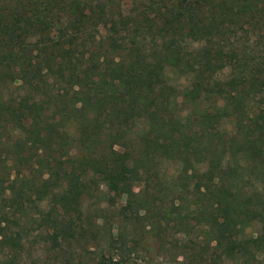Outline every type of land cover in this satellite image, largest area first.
Segmentation results:
<instances>
[{
    "label": "trees",
    "instance_id": "16d2710c",
    "mask_svg": "<svg viewBox=\"0 0 264 264\" xmlns=\"http://www.w3.org/2000/svg\"><path fill=\"white\" fill-rule=\"evenodd\" d=\"M44 1L0 28V264L38 245L48 253L30 264H138L166 229L180 261L263 263L264 58L191 48L183 37L209 35L194 14ZM101 186L121 199L110 218L81 206ZM165 214L170 228L149 224Z\"/></svg>",
    "mask_w": 264,
    "mask_h": 264
},
{
    "label": "rangeland",
    "instance_id": "374dc122",
    "mask_svg": "<svg viewBox=\"0 0 264 264\" xmlns=\"http://www.w3.org/2000/svg\"><path fill=\"white\" fill-rule=\"evenodd\" d=\"M19 2L24 4L23 12L27 13L31 10L34 0H0V28L5 22L9 23L14 9H19ZM42 2L45 1L42 0ZM47 6H52L53 10H61L64 14L70 13L75 7L84 12L85 8L99 10L102 6L105 10L111 11L114 16L112 19L117 16L126 18L128 14L135 16L141 13L156 19L160 13L166 14L169 10H173L174 13L180 12L181 17L194 14V17L191 16L193 20L198 25L203 24L208 27L209 35L206 36L208 42L205 39L196 42L183 37L185 43L191 48L197 45L210 46L213 43H221L224 46L233 45L236 49H241L244 55L255 60L264 58V0H57L55 3L50 1ZM27 40L32 41L33 37ZM94 41H97V38H94ZM225 71L226 69H223V72ZM261 73L264 74V70ZM193 78L196 81L199 79V74H195ZM209 83L219 85L218 81L211 78H209ZM96 195L94 198H83L82 208L89 212L92 204L97 203L103 209L99 215L110 218L112 208L121 203V199L112 196L105 186L99 187ZM112 223V226H115L114 222ZM149 224L155 229L170 228V215L165 214L163 218L153 217ZM136 226L135 234L140 235V225ZM258 227L259 219L255 218L248 227L244 228L243 232L247 236H253L257 233ZM166 230L168 235L165 240L170 243H164L163 247H161L162 243L157 244L154 238H142L140 248L138 247V264H209L206 258L192 257L188 251L183 253V259L180 261L181 236L174 234L171 229ZM169 236L171 239L168 238ZM174 242L177 246H173ZM34 249L30 251L29 257L28 253H25L17 264H30L38 257L42 260L48 253L41 251L40 245L34 246ZM224 264H232V262L227 260Z\"/></svg>",
    "mask_w": 264,
    "mask_h": 264
}]
</instances>
